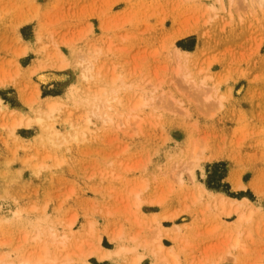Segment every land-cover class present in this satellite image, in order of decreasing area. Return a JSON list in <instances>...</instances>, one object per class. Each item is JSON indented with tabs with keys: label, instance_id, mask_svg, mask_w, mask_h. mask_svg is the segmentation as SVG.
<instances>
[{
	"label": "rangeland",
	"instance_id": "1",
	"mask_svg": "<svg viewBox=\"0 0 264 264\" xmlns=\"http://www.w3.org/2000/svg\"><path fill=\"white\" fill-rule=\"evenodd\" d=\"M1 42L0 264H264V1L0 0Z\"/></svg>",
	"mask_w": 264,
	"mask_h": 264
},
{
	"label": "bare ground",
	"instance_id": "2",
	"mask_svg": "<svg viewBox=\"0 0 264 264\" xmlns=\"http://www.w3.org/2000/svg\"><path fill=\"white\" fill-rule=\"evenodd\" d=\"M259 1V3L260 4H263V1L264 0H258ZM83 62V61H82ZM82 62H79L80 64H83ZM37 68L38 67H36V69H33L34 71H36L37 70ZM84 68H86L85 66H84ZM89 68V67H88ZM85 76H86V74H84ZM46 76L47 75H45L44 73H41L40 75H39V77L41 78V79H45L46 78ZM67 96L70 94V91H66V93H65ZM61 104H62V102L60 101V99H54V100H52V101H50L49 103H48V105L42 110V113H45V114H53V113H55V111H56V109L59 107V106H61ZM43 116H38V121L40 122V123H42L43 122ZM29 122H30V119H28V121H24V118L22 117V118H20V120H19V122L17 123L18 125H23L24 123H26V125L27 126H29ZM224 199V198H223ZM245 218H247L249 215H247V217L245 216V215H243ZM250 217V216H249ZM248 217V218H249ZM160 250H162L163 249V245L162 244H160ZM99 250H100V256L101 257H105V256H108L109 254H107V253H102L101 252V248H98ZM93 252H95V251H91V253H93ZM97 252V251H96ZM20 264H31L30 263V260L29 259H27V260H25V261H22Z\"/></svg>",
	"mask_w": 264,
	"mask_h": 264
},
{
	"label": "crops",
	"instance_id": "3",
	"mask_svg": "<svg viewBox=\"0 0 264 264\" xmlns=\"http://www.w3.org/2000/svg\"><path fill=\"white\" fill-rule=\"evenodd\" d=\"M6 43L5 42H1L0 43V48H3V47H6ZM2 56L3 57H6V55L5 54H2ZM21 59V58H20ZM19 59V60H20ZM33 60H34V58H32V61L27 65V67H29V66H31L32 64H33ZM7 87H5V86H1L0 87V91H3V90H5ZM0 95H1V93H0ZM1 97V96H0ZM4 104H6L5 102H3ZM10 107H12V106H10ZM214 192H216V191H214ZM236 218H237V216H236V214L235 215H232V217H231V219H227L226 218V222L227 223H232V222H234V221H236ZM222 264H232V262H229V261H227V262H224V263H222Z\"/></svg>",
	"mask_w": 264,
	"mask_h": 264
}]
</instances>
